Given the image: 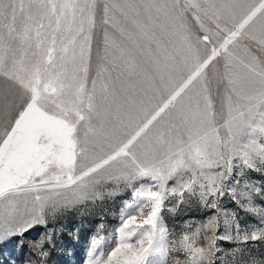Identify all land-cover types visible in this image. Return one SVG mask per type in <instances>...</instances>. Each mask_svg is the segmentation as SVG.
<instances>
[{
    "label": "snow or ice",
    "instance_id": "6c2138e0",
    "mask_svg": "<svg viewBox=\"0 0 264 264\" xmlns=\"http://www.w3.org/2000/svg\"><path fill=\"white\" fill-rule=\"evenodd\" d=\"M0 78V243L107 184L131 196L85 264H217L218 240L264 241V0H0ZM192 206L208 215L170 232Z\"/></svg>",
    "mask_w": 264,
    "mask_h": 264
},
{
    "label": "rangeland",
    "instance_id": "374dc122",
    "mask_svg": "<svg viewBox=\"0 0 264 264\" xmlns=\"http://www.w3.org/2000/svg\"><path fill=\"white\" fill-rule=\"evenodd\" d=\"M222 65L223 61L221 60L217 65L221 71ZM210 75H212L211 69ZM2 83L3 78H0V85ZM158 100L159 96L153 100V104ZM248 178L256 182H264V175L260 173L249 172ZM114 187L113 184L102 187L101 191L105 193L103 200L94 202L89 200L63 210L56 219L48 217V229L54 230V246L48 247L46 245L49 251L47 264H85L89 240L97 232V226L100 224L105 226L102 233L105 235L115 231L120 224V209L124 200L130 198L131 191H120L119 194L108 195ZM220 203L222 208L227 211L238 212L242 228L245 226H259L258 217L239 209L229 195L226 194ZM254 205L264 207V196H254ZM164 215L170 232L178 236L184 230L185 221L203 220L208 213L203 209L192 206L174 217L168 213ZM61 228L62 230H60ZM48 229L37 225L24 232L22 236H14L6 242L0 243V264H29L30 260L36 259V253L33 251L32 246L44 237ZM218 234H225L223 225H221ZM217 245L222 249V252L217 253V256L220 257L217 264H241L242 260H248L250 257H264V241H248L244 244L235 240H218ZM236 249H246L248 251L241 253ZM176 256L183 259L182 254L170 253L168 264H173V258Z\"/></svg>",
    "mask_w": 264,
    "mask_h": 264
}]
</instances>
